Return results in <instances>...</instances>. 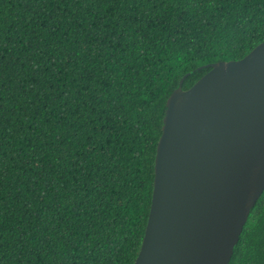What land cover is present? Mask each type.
Listing matches in <instances>:
<instances>
[{
    "label": "trees",
    "instance_id": "1",
    "mask_svg": "<svg viewBox=\"0 0 264 264\" xmlns=\"http://www.w3.org/2000/svg\"><path fill=\"white\" fill-rule=\"evenodd\" d=\"M262 40L264 0H0V264H132L167 97Z\"/></svg>",
    "mask_w": 264,
    "mask_h": 264
},
{
    "label": "water",
    "instance_id": "2",
    "mask_svg": "<svg viewBox=\"0 0 264 264\" xmlns=\"http://www.w3.org/2000/svg\"><path fill=\"white\" fill-rule=\"evenodd\" d=\"M166 100L151 203L132 264H228L264 190V40Z\"/></svg>",
    "mask_w": 264,
    "mask_h": 264
}]
</instances>
